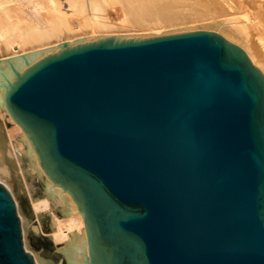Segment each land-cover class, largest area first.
Instances as JSON below:
<instances>
[{"label":"water","instance_id":"1","mask_svg":"<svg viewBox=\"0 0 264 264\" xmlns=\"http://www.w3.org/2000/svg\"><path fill=\"white\" fill-rule=\"evenodd\" d=\"M0 108L81 214L62 264H264V76L219 34L1 60ZM0 264H35L2 184Z\"/></svg>","mask_w":264,"mask_h":264},{"label":"bare ground","instance_id":"2","mask_svg":"<svg viewBox=\"0 0 264 264\" xmlns=\"http://www.w3.org/2000/svg\"><path fill=\"white\" fill-rule=\"evenodd\" d=\"M113 12L120 14L118 23ZM180 17L207 20L206 28L240 47L264 76V0H0V61L89 37L143 36ZM5 120L18 139L6 131ZM0 184L15 203L23 248L35 264H62L87 243L70 195L46 175L28 136L1 108Z\"/></svg>","mask_w":264,"mask_h":264},{"label":"rangeland","instance_id":"3","mask_svg":"<svg viewBox=\"0 0 264 264\" xmlns=\"http://www.w3.org/2000/svg\"><path fill=\"white\" fill-rule=\"evenodd\" d=\"M111 19L112 20L114 19L113 21H115V23H118L119 20H120V14L118 12H113L111 14ZM205 21H207V20H204V19L198 18V17H192V18L191 17H189V18H182V17H180V18H173L171 20H166L164 22L167 25L161 26V27H159V29L158 28L157 29H153L152 31H149L147 33H144L143 36L161 35V34H172V33H187V32H197V31L211 32L212 30L206 28L205 25L203 24ZM72 25L75 28H79L80 27V24L78 22H73ZM77 25H78V27H77ZM4 122H5L6 131H10L9 132V135L11 136V138L12 139H18V137L20 135L19 131L16 130V129H14V130L11 131V129H13L11 127V125L6 120ZM17 152L19 154V149H17ZM6 156H5V160L9 162V158H8V156L6 158ZM18 157H19V155L18 156L16 155L15 158H14L15 159L14 161H16L17 163L19 162L18 163L19 166H23L24 165V162L21 159V156L19 157L20 159H18ZM25 182L26 183H29L31 181H29L27 178H25ZM30 188H32L31 185H30ZM33 195H34L33 197H35L36 194H33ZM33 200H35V198H33ZM36 235L39 236V237H41V238H44L43 236H41L38 233ZM60 246H61V244H57L56 245L57 249L60 248ZM60 262H61V260H60Z\"/></svg>","mask_w":264,"mask_h":264}]
</instances>
